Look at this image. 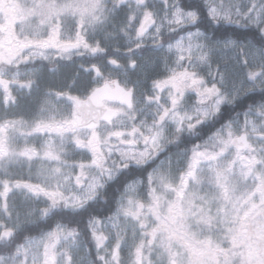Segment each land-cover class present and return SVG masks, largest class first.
I'll list each match as a JSON object with an SVG mask.
<instances>
[{"label": "snow or ice", "instance_id": "obj_1", "mask_svg": "<svg viewBox=\"0 0 264 264\" xmlns=\"http://www.w3.org/2000/svg\"><path fill=\"white\" fill-rule=\"evenodd\" d=\"M90 11L57 90L72 119L35 124L69 134L67 151L12 149L0 124V264H264V247L236 255L235 239L201 255L185 243L243 205L264 244V0Z\"/></svg>", "mask_w": 264, "mask_h": 264}, {"label": "rangeland", "instance_id": "obj_2", "mask_svg": "<svg viewBox=\"0 0 264 264\" xmlns=\"http://www.w3.org/2000/svg\"><path fill=\"white\" fill-rule=\"evenodd\" d=\"M101 2L0 0V104L3 105L0 108V124H14L7 132L10 148L50 142L58 151H67L65 146L71 139L69 134H38L35 124L38 120L55 123L72 119L74 103L68 99L67 92L57 91L66 89L69 80L66 79L64 83L56 81L63 74L61 63L80 57L83 49L81 46L73 52L65 51L64 47L74 46L78 33L91 31L87 17L91 14V6ZM12 67L16 68L12 70ZM25 68H28L27 71ZM72 92L77 93L78 86ZM80 99H84V96L81 95ZM15 101L16 115H9L8 106ZM245 215L243 205L239 213L229 206L211 232L194 225L191 228L194 238L190 237L185 243L196 255L207 251L214 253L218 241H225L222 247L228 249L230 245L227 241L231 239H235L239 245L235 250L236 255L247 254L249 248L255 251L259 246L262 225L253 218L245 220ZM209 239L213 242L212 249L207 248ZM197 240L204 244H197ZM187 255L185 252V261Z\"/></svg>", "mask_w": 264, "mask_h": 264}, {"label": "trees", "instance_id": "obj_3", "mask_svg": "<svg viewBox=\"0 0 264 264\" xmlns=\"http://www.w3.org/2000/svg\"><path fill=\"white\" fill-rule=\"evenodd\" d=\"M79 63H80V59L78 57H75V58H72V59H70L68 61L62 62L60 66H63V72H62L63 74L61 73L62 76L56 82L57 83H61V82L64 83V82H66V79L69 80V78L71 77L72 73L77 70V65ZM43 64L47 67L46 63H43ZM15 68L16 67H12V70L15 69ZM55 79L56 78L54 77L53 80H55ZM45 82H47V81L45 80ZM15 100H16V97H15ZM2 106L3 105L0 104V108H2ZM7 112H8L9 115H16V101H15V103L10 102V105L8 106Z\"/></svg>", "mask_w": 264, "mask_h": 264}, {"label": "flooded vegetation", "instance_id": "obj_4", "mask_svg": "<svg viewBox=\"0 0 264 264\" xmlns=\"http://www.w3.org/2000/svg\"><path fill=\"white\" fill-rule=\"evenodd\" d=\"M64 49H65V47H64ZM78 50H79V49L76 48L75 50H73V52H76V51H78ZM65 51H66V50H65ZM73 58H75V57H73ZM78 58L80 59V57H78ZM25 66H26V65H25ZM28 67H29V66H28ZM27 69H28V68H25V71H27ZM243 231H244V230H243ZM246 232H247V231H246ZM258 245L261 246V247H264V244H261V241H259Z\"/></svg>", "mask_w": 264, "mask_h": 264}, {"label": "water", "instance_id": "obj_5", "mask_svg": "<svg viewBox=\"0 0 264 264\" xmlns=\"http://www.w3.org/2000/svg\"><path fill=\"white\" fill-rule=\"evenodd\" d=\"M76 49V47H74V46H67L66 47V50H75ZM81 100V102H83L84 101V99H80Z\"/></svg>", "mask_w": 264, "mask_h": 264}]
</instances>
